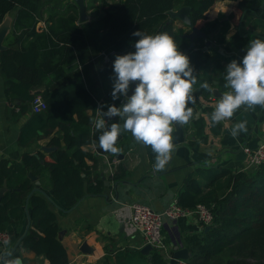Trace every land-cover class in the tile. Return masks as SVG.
Returning a JSON list of instances; mask_svg holds the SVG:
<instances>
[{
  "label": "trees",
  "instance_id": "obj_1",
  "mask_svg": "<svg viewBox=\"0 0 264 264\" xmlns=\"http://www.w3.org/2000/svg\"><path fill=\"white\" fill-rule=\"evenodd\" d=\"M180 1L181 6L189 7L193 27L207 37L215 36L219 44L225 43L230 25L245 18L253 5L252 0H226L237 4L228 15H220L209 23L204 14L218 1L224 0ZM51 2L57 7L62 5L61 0H0V24L8 13H13L12 34L16 36L18 33L15 39L17 46L0 52V71L5 77L8 103H16L20 113L29 109L33 99L31 90L43 83L45 73L38 67L41 62L57 63L63 55L76 58L81 64L94 59L101 64L100 73L106 76L108 70H112L115 57L111 63L102 64L98 56L100 51L111 49L120 53L129 43L134 46L139 39L132 35L136 31L149 35L166 31L173 36L179 50L190 58L197 76V83L193 86L196 102L189 105L193 108V118L188 124L181 125L184 133L193 132L188 145L193 147L196 140L205 143L206 128L214 135L220 133L221 124L213 126L210 121L214 108L201 104L200 98L211 96L214 89L220 96L228 91L224 87L227 65L214 60L212 74L199 76L202 70L207 71L213 59L208 53L201 52L203 43L199 50L189 49L182 30L174 31L169 22V12L179 0H122L115 5L102 1V33L91 30L87 33L79 27L76 24L77 7L73 5L72 12L69 7L64 14H47L45 28L36 31L37 24L43 20L44 7ZM255 20L264 27V13L256 18H245L247 24ZM249 41L248 37L237 34L231 38L230 47L241 50L247 47ZM205 83L211 91L202 87ZM41 96L47 108L41 114H32L27 120L21 129L19 142L21 145L32 142L37 137V130L49 136L58 129L62 138H51L48 144L56 149L49 154L26 153L20 164L11 168L5 161L0 162V189L4 182L7 183V190L0 201V232L9 235V246L20 237L15 224L21 221L25 207L31 222L14 254L0 258V264H10L17 259L20 248L45 256L49 264H70L65 247L58 239L60 229L50 203L60 201L66 209H72L86 196H97L103 191V182L95 170L96 156L81 149L95 136L90 131L91 120L85 114V110L94 107L95 103L82 79L76 77L73 83L53 92L45 89ZM122 134L125 135V132L122 131ZM61 141L64 149L60 148ZM144 147L149 160L154 163L155 153L151 146ZM85 159L91 160L93 165L88 166ZM118 171L122 176L115 174L116 178H123L125 171L121 168ZM43 172L49 177L50 197L43 195L42 191H34V183L27 178L28 173L38 177ZM210 172L212 176L206 179L210 181L207 184L209 189L203 190L193 173L185 178L178 194L177 205L181 209L192 210L202 205L211 212L212 223L207 231L183 238L189 258L177 264H264V163L246 171L215 169ZM197 174H200L199 171ZM222 177L225 180L221 182ZM104 252L102 264H145L147 258L149 264H170V260L156 248H152L147 256L142 255L140 250L115 252L111 245Z\"/></svg>",
  "mask_w": 264,
  "mask_h": 264
},
{
  "label": "crops",
  "instance_id": "obj_2",
  "mask_svg": "<svg viewBox=\"0 0 264 264\" xmlns=\"http://www.w3.org/2000/svg\"><path fill=\"white\" fill-rule=\"evenodd\" d=\"M61 1L62 5L60 7H57L56 3L53 2L44 7L45 14L43 15V20L37 24L36 31H41L45 28L44 20L47 14L52 12L64 14L69 7H71L70 12H72V6L75 4L72 1ZM102 1L115 5L121 3L122 0H85L87 20L79 22L77 9L78 19L76 22L85 32L88 33L90 30L98 33L103 32L101 17L104 14V7L101 5ZM252 2L253 5L245 14V18H256L264 13V0H252ZM236 4L237 2L226 0L218 1L211 10L204 14L206 21L210 23L218 19L220 15H228ZM181 7L183 6H181V1L179 0L172 11L177 12ZM14 17L15 14L8 13L0 25V29L2 27L7 28V33L2 42L5 49L17 46L15 39L18 33L16 36L12 34ZM245 18L235 25H230L225 34V43L223 44L216 43L215 36H206L204 39L201 37L189 39L186 37L191 34L189 27L178 19L172 20L171 24L174 31L182 30V37L185 38L189 46L192 45V50H199L203 43L204 46L200 49L201 52L208 53L213 59V63L208 67L207 71L202 70L199 73V76H202L205 73L207 75L212 74L215 69L214 60L226 65L233 59L242 60L246 54V48L235 50L230 47V40L233 36L238 34L242 37H248L250 40L257 38L264 40V27L261 22L255 20L252 24H247ZM206 43H209L208 48ZM129 52H135L134 46L130 43L118 55H124ZM47 62L38 64L45 76L42 85L33 88L31 94L41 95L45 89L53 92L62 86L73 83L76 77H80L95 103L94 107L85 110V114L91 121L97 117L95 112L97 108L102 107L103 111H107V105L114 103L115 106L120 107L123 103V97L116 101H113L111 97L114 78L113 63L112 70H108L105 76L100 73L101 64H98L94 59L81 64L76 58L71 59L67 55H63L57 63ZM4 82L5 77L0 71V162L5 161L7 167L11 168L19 165L22 156L26 153L31 155L42 153L46 155L54 151L56 148L49 146L48 143L54 136L62 138V134L58 129H55L51 135L47 136L37 130V137L32 142L21 145L19 142L21 129L27 120L31 118L32 114L35 113L31 111L30 104L29 109L25 113L19 112V109L15 107L16 103L9 104L5 94ZM214 90L211 96L200 98L201 104L215 107L220 95ZM210 97H212L211 100H209ZM73 118L76 119V116H73ZM105 119L107 120L108 118L105 117ZM241 121H247L248 131L240 133L237 138H233L231 136V127ZM108 122L110 124L121 121H119V117H113ZM220 124L221 131L218 135L212 134L206 128L207 141L200 143L196 140L193 147H190L187 143L188 139L193 137V132L190 130L184 133L185 140L182 144L175 146L169 164L165 166L163 171L157 172L153 167L155 162L153 163L149 160L144 145L136 142L130 132H125V135L121 133L116 144L120 152L114 155L100 149L99 136L101 132L95 129L91 123L90 131L92 135H95L94 140L81 149L96 156V165H94L96 173L100 175L103 182L102 193L97 196H86L72 209H66L60 201H53V204L50 203V209L55 213L60 229L58 239L65 247L69 263L102 264L104 249L109 247V245L113 247L115 252L124 249L140 250L141 252L143 247H141L142 239L140 235L131 233L125 224L126 218L132 212L131 208L133 205L140 204L149 207L155 212H162L173 200H177L184 180L189 174L194 173L195 179L199 181L201 188L207 190L209 189L207 184H210V181L206 179L212 176L211 170L230 169L232 172L245 171L247 167L245 151L254 150L264 138V107L255 106L248 109L246 106H242L241 109L234 113L230 121L221 122ZM60 148H65L62 141ZM45 149H50V151ZM85 161L88 166L93 165L91 160L85 159ZM119 168L125 171L123 178H116V176H122V173L118 171ZM197 171L200 174H197ZM115 174L117 175L115 176ZM36 178L40 185L38 187L35 186V188L50 197L48 174L43 172ZM220 180L222 182L225 178L222 177ZM106 182L108 186L105 185ZM4 183L7 190V183ZM25 214L24 212L21 221L15 224L20 236L24 234L27 227ZM204 229L194 217L179 218L176 221L164 220L161 236L163 242L173 252L174 247H184L182 242L186 235L201 233L205 231ZM84 244L85 247L83 248ZM12 247L13 245H8L7 247L0 245V256L7 255V252ZM17 254L22 264H49L45 256L35 255L22 248L17 250ZM141 254L144 255L142 252ZM181 262L179 261L178 263ZM145 264H149V258L145 260Z\"/></svg>",
  "mask_w": 264,
  "mask_h": 264
},
{
  "label": "clouds",
  "instance_id": "obj_3",
  "mask_svg": "<svg viewBox=\"0 0 264 264\" xmlns=\"http://www.w3.org/2000/svg\"><path fill=\"white\" fill-rule=\"evenodd\" d=\"M132 35L139 37L135 52L116 55L113 62L111 97L113 101L123 97L124 102L120 107L107 105V111L97 108V117L90 123L101 132L99 147L106 153L120 152L116 144L122 131L130 132L136 142L151 146L155 153L153 167L160 172L174 152V126L188 124L193 118L189 105L196 102L193 86L197 76L190 58L179 50L168 32L149 35L136 31ZM245 51L241 61L233 59L226 66L224 87L228 91L210 114L213 126L230 121L242 106L264 107V40H250ZM202 87L211 91L207 83ZM113 117L123 123L109 124ZM247 131V121L237 122L231 127V136L237 138ZM10 264L22 262L17 258Z\"/></svg>",
  "mask_w": 264,
  "mask_h": 264
},
{
  "label": "built area",
  "instance_id": "obj_4",
  "mask_svg": "<svg viewBox=\"0 0 264 264\" xmlns=\"http://www.w3.org/2000/svg\"><path fill=\"white\" fill-rule=\"evenodd\" d=\"M117 54L115 50L110 49L100 51L98 56L101 58L102 63L109 64ZM30 106L33 113H41L47 108L40 94L33 95ZM245 155H247L246 170H251L264 163V138L254 150H246ZM131 210L132 212L125 221L129 231L140 235L142 239L141 247L150 245L152 248L160 250L168 260L172 258V254L161 236L164 220L176 221L179 218L194 217L204 227H210L212 223V215L208 208L197 205L192 210H183L177 205V200H173L162 212H155L149 207L140 204L133 205ZM8 243L9 235L6 232H0V245L7 247L6 244L8 245Z\"/></svg>",
  "mask_w": 264,
  "mask_h": 264
},
{
  "label": "water",
  "instance_id": "obj_5",
  "mask_svg": "<svg viewBox=\"0 0 264 264\" xmlns=\"http://www.w3.org/2000/svg\"><path fill=\"white\" fill-rule=\"evenodd\" d=\"M64 1H72L76 5V7L78 9V14H79V22H84L87 20L85 0H64ZM189 12H190V9H189V7H186V6L181 7L177 12L170 11L169 12V16H170L169 22H171L174 19H178L184 25H186L187 27H189L191 29V34L187 35L186 36L187 38L193 39L195 37H201L204 39L206 37V35L203 34L201 31H199L198 29L193 27L191 20H190ZM6 33H7V28L2 27L0 29V52H2L5 49L2 45V42H3V39L6 35ZM208 46H209V43H206L207 48H208ZM191 47H192V45L189 46V49H191ZM131 88H132V91H134L135 84H133L131 86ZM132 91L129 92V96L132 94ZM123 102H124V100H123ZM173 137H174V141H173L174 146L182 144L184 142V140H185L184 139V131H183V128L181 125L176 124L174 126ZM45 150L50 151V149H45ZM120 159H122V158L120 157ZM27 177L35 184L36 187H38L40 185V182L38 181V179L35 176H33L32 174H28ZM105 185L108 186V183L106 182ZM5 190H6L5 183H3V187L0 189V201L4 195ZM37 190L39 192H41V190H39L38 188L34 189V191H37ZM42 194L45 195L46 197H48L46 194H44V193H42ZM25 213H26L25 215L27 217V227H26L24 234L19 237L18 241L13 245V247L10 249V251L7 253V255L0 256V258L11 257L14 254V252L16 251V249L18 248L22 238L27 233L31 222H30V218H29V215L27 213L26 207H25ZM208 229H209V227H205L204 230L207 231ZM6 246H8V245L6 244ZM84 247H85V244L83 245V248ZM83 248H81V250H83ZM151 249H152V247L150 245H146L141 249V252L144 255H148V253L151 251ZM188 258H189V253H188L186 248L174 247L173 252H172V258L170 259V264H177L179 261H186Z\"/></svg>",
  "mask_w": 264,
  "mask_h": 264
},
{
  "label": "rangeland",
  "instance_id": "obj_6",
  "mask_svg": "<svg viewBox=\"0 0 264 264\" xmlns=\"http://www.w3.org/2000/svg\"><path fill=\"white\" fill-rule=\"evenodd\" d=\"M201 225V224H200ZM202 226V225H201ZM203 228H205L204 226H202Z\"/></svg>",
  "mask_w": 264,
  "mask_h": 264
}]
</instances>
